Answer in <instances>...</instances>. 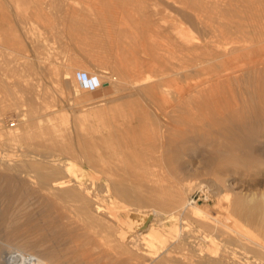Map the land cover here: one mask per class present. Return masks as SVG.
<instances>
[{
	"label": "bare ground",
	"instance_id": "6f19581e",
	"mask_svg": "<svg viewBox=\"0 0 264 264\" xmlns=\"http://www.w3.org/2000/svg\"><path fill=\"white\" fill-rule=\"evenodd\" d=\"M59 2L54 10L63 8L61 20L47 29L53 36L63 34L71 43L63 47L61 61L56 59L61 56L59 50L46 47L43 34L28 45L22 40L9 44L0 38V81L16 71L10 69L12 64L7 65L9 57L5 56L10 51L6 54L3 48L8 45L24 57L15 75L20 89L12 84L13 89L5 79V83L0 82L5 95L0 100V114L13 106H25L30 116L26 122L22 120V129L0 139V146L8 152L22 148L19 155L0 151L4 154L0 156V264H264V238L232 220L229 205L221 206L225 211L216 214L213 209L208 211V205V210L191 205L184 197L185 186L163 175L161 167L154 170L176 138L166 141L164 133L177 126L180 118L181 123L189 124L193 111L204 118H220L222 111L230 118H239L236 95L216 87L229 82L236 71L234 63L243 57L252 73L259 70L256 36L250 37L259 23V11L252 9L259 0L246 1L252 17L248 24L238 20L235 30L206 27L195 11L179 8L182 3L177 0ZM41 3L36 4V13L23 16L16 10L23 35L29 17L41 24ZM161 6L176 8L172 12L187 28L176 30L171 37L162 36L157 25L162 19ZM226 14L218 11V15ZM116 16L120 18L116 20ZM95 48L102 51L95 52ZM40 75L56 84L70 104L82 97L84 109L78 106L76 114L70 115L73 121L57 120L63 112L51 105V92L48 95ZM16 89L21 94L18 99L14 98ZM258 97L264 105L263 96ZM150 122H155L156 128L145 132L149 129L145 124ZM164 122L172 125L165 127ZM177 130L172 132H180ZM186 131L184 127L180 133ZM140 165L141 172L136 169ZM198 186L216 199L220 197L217 181Z\"/></svg>",
	"mask_w": 264,
	"mask_h": 264
},
{
	"label": "rangeland",
	"instance_id": "374dc122",
	"mask_svg": "<svg viewBox=\"0 0 264 264\" xmlns=\"http://www.w3.org/2000/svg\"><path fill=\"white\" fill-rule=\"evenodd\" d=\"M19 1L21 4L20 7H18ZM28 1H27V3H25L26 2L25 0H0V38L4 39L6 37L7 39L6 38L4 40L2 39V41H5V42L9 41V44L10 43L11 44L12 43H14V44L19 43L22 40V42H21L22 44L28 45L29 42L32 41L34 37L39 36V34L41 36L45 35L44 40H46V42L44 41V44L46 45L47 48H48V46H50L52 48V51H55V52L57 51V53H58V50H59V53H60L59 55H61V56L60 57L56 56V59L58 61H61L60 59H62V57L64 58V55L62 53V51L64 52L63 47L65 48L66 47L65 45H67V44L70 45L71 43L68 42V40H66V38L63 36V34H60V35L56 34L57 36L54 35L55 38L57 39V41H54L55 40V38L53 36L54 32L50 33V31H48V29H47L48 26L51 27V25L57 24L58 21L61 20L63 8L61 10H59V8L54 10L55 8L58 7V5L61 2H59V0L58 1L53 0V3L55 1L57 4H56V6L54 5L53 7H51V10H50L49 5L52 6V4H53L52 0H50L51 1L50 3H49V0H45V1L44 0H41V1L40 0H32V1L28 0ZM177 1H180L182 3V4L178 5L179 8L185 9V10L190 11V12L195 11L198 14V16L205 21V22H203V25H205L206 27L219 28L220 30H222L224 28H228V27H230L232 30H235V28L237 27L236 23L240 19H244L246 24H248L247 21L250 19V17H252L251 13L253 11L258 10L259 15H260L259 17L261 19L259 17H256V20H257V23L259 22V23H261V25L259 23H258V25L257 24H255V25H256V27H257L256 29L258 30L259 33L256 30L254 33H252V35H250V37L252 36V38H253V36L254 37L256 36L253 39H255V41H256L255 43H257L259 50H257V52H256L257 54L255 55V58L260 60L262 66H261V64L258 66L260 71L258 70V72L252 73V71L249 68H247L248 67L247 58L243 57L240 61H237L236 63H234L233 67L235 68L236 71L234 74H232L233 76L231 75L229 82L225 83L224 86L220 85V86L216 87V89H218L219 91L230 90L236 95V97L238 98V105L240 104L239 116H238L239 118L238 119L230 118L229 113L228 112L224 113V111H222L223 116L221 115L220 118H219V116L214 118L213 116L211 117L210 115H208V116L206 115L204 118L198 112L193 111V113H195V114L193 115V119L189 122V124L181 123L180 121H183L181 118L179 121L180 123L178 122L179 124L177 123V126L176 125L173 126L172 124H170L171 120L169 121L170 123L164 122L163 123L164 126L167 124L165 127L172 125V126H170V128L168 127L169 128L168 131H166V133H164L165 134L164 136L166 137L165 140L168 141V139H173L175 136L176 138L173 139V142H175V143L173 144V142H172V144H170V146H168L169 148L166 150L168 153H166V156L162 160V162H159V163H161V165L158 163L159 166L155 167L154 170L155 169L159 170L158 168L161 167V172L165 173V174L163 173V175H165L171 181L176 182L181 186H185L186 190H185L184 197H185V200L187 201V203H189L191 205H194L196 203L197 206H200L202 208H206L208 205L207 208H209V210L207 208H206V210H208L210 213L213 212L214 214L223 210V207L225 206V204L227 207L229 205L228 213L230 215H231V213H232V215H234V216L231 215L232 220H235V221L239 222L240 224L247 226L252 231H254V233L256 232V234H258L260 237L264 238V233H263V231H264V110H263L264 105L259 103V99H258L259 95L263 96V99H264V67H263L264 66L263 65V63H264V36H263V34H264V24H263L264 23V21H263L264 9H262V8H264V6H263L264 1L259 0V2H258V0H257L258 4L255 5V9L252 8L253 11H252L251 7H249L248 4L246 3L247 0H177ZM254 1H256V0H254ZM43 2L45 4L44 6H42ZM35 3L38 5H40L39 3H41L40 8L42 11V13H41V17L43 18L42 22H41V24H40V22L37 23V22H35V20L37 21V19L34 18V21H33V18L29 17V23L30 24H28L26 27L27 28L26 35H23L20 32V29H18L17 18H16L17 15L16 14L20 13L24 16L25 14H29V12L30 13H36L38 8H36ZM261 3L263 5H261ZM25 4H27L26 7H25ZM46 4L49 6V8H47V9L45 8ZM199 4H201V5H199ZM210 4H211V6H210ZM213 4L216 5L217 7L214 8ZM22 6H23V9L24 8L25 9L27 8V9L22 10ZM48 6H46V7H48ZM18 8H20V10ZM43 9L45 12L43 11ZM160 9H162L163 14L161 15V18H162L161 21L158 22L157 25H159V28L161 29L162 36L171 37L176 30L187 28V26H188L187 24L179 23V18L174 13L176 8H174V10H170V9H163V6H161ZM16 10H17V13H16ZM30 10H32L33 12ZM48 10H49V12H47ZM22 11L23 12L25 11V12L23 13ZM172 11H174V12H172ZM218 11L226 12L227 14L224 16L218 15ZM261 12H262V14H261ZM132 13H133V11H132ZM55 15H57L56 17L59 19L56 20ZM116 17H115L116 20H118L120 18L119 16H116ZM212 20H220L222 23H214V22H211ZM31 21H32V23H31ZM226 21H231L232 23L229 22L230 24H227ZM48 22L50 24H47ZM44 25H45V27H44ZM42 27H43V30H42ZM113 27L117 28L116 23H115V25H113ZM36 28H38V30H36ZM137 29H141V28H137ZM44 31H45V33H44ZM261 32H262V34H261ZM28 34H29V37H28ZM18 36H20V39ZM60 36H61V38H60ZM11 38L12 39L15 38L17 42L11 41ZM1 39H0V44L3 43L1 41ZM159 42H160L159 44H161V43L163 44V41H159ZM101 44H106V41H102ZM60 45H62V46H60ZM7 46H5V48H3L5 50L4 52L6 54H9V51H10V55L5 56V58L9 57V58H7L6 62L8 63V61H9L10 63L7 65L9 66L12 64L13 66L11 65L10 69L15 68L16 71L13 73L12 72L9 73L8 70L6 72L4 71L7 76L9 73V76H11V77H9V76H8V78L3 77V76H6L5 73L3 72L4 75L2 76L3 77L2 79L3 80L5 79L4 80L5 82H10L9 84H11V85L12 84L16 85V80H17L16 76L18 74V65H19V63L24 61V57L21 58L20 55L18 53H16V50H13L14 51L13 52L11 50V48L10 47L7 48ZM59 47H61V48H59ZM1 49L2 48H0V50ZM6 49H10V50L6 51ZM113 49H116V48H113ZM94 50H95V52H98V51L101 52L102 51L99 48H95ZM115 51L116 50H113L114 53H115ZM43 53H44V51H43ZM12 55H15V57L13 58ZM16 55H17V57H16ZM16 58H17V61H16ZM8 59H10V60H8ZM18 59L20 62L18 61ZM5 60H3V61L5 62ZM12 60L15 63V65L13 64ZM16 63H17V65H16ZM4 65H5V63L3 64V67H4ZM7 65H5V66L8 67ZM5 69H7V68H5ZM261 73L263 75H261ZM253 75H254V77H253ZM13 76H14V81H12ZM258 76L260 79H258ZM38 78L41 80L40 82L44 86H45V84L47 85L46 89H48V91H47L48 95L51 92L50 100H49L50 103H52L51 100L53 101V103L51 105L52 106L56 105L54 108L57 110L60 109L63 112L62 118L59 117L57 120L63 121V122L73 121V119H72L73 115L76 114L78 109H80L79 107H81V108L83 107L82 106L83 104L80 103L83 100L82 97L80 99L79 98L80 95H78L77 98H79V99H78V101H76L77 103L74 101V102H71V104H70L68 98H64L65 95L61 96V94H59V92L57 90L58 87L56 84L49 82L48 78H45L42 75H40ZM3 80H1L0 82L5 83ZM94 81L96 82V80H94ZM260 83H262V84H260ZM6 84H8V83H6ZM234 84H236V85H234ZM15 85L14 86L12 85V88L14 87L13 89H15ZM16 86H17V89L18 88L20 89V84H19V86H18V84ZM229 86H231V88ZM258 86H259V89H258ZM261 86H262V88H261ZM55 87H56V90H54ZM226 87H227V89H226ZM214 89H215V87H214ZM257 89H258V91H257ZM16 90H14V98L18 99V98H20L21 94H20V90H17V93L15 92ZM260 90L263 92V94H261L262 92ZM0 91H1L0 92V100H2L1 97L4 99L5 95L2 92L4 90L2 89L1 86H0ZM238 95H239V97H238ZM17 96H18V98H16ZM241 97H242V100H241ZM55 101H56V103H54ZM137 104H139V103H137ZM74 105L76 106V109H75ZM136 105H131V106L134 107ZM241 106H243V107H241ZM21 107L13 106V107H10L8 109H5L3 111V113L0 114V115H3V116H0V122H1L0 123V139L4 138L5 134H8L9 132H17V130H19L20 128L22 129L23 121L26 122L27 118L30 117L27 113L28 111H27L26 107L25 106H21ZM82 109H84V108H82ZM242 109L245 111L242 112ZM50 110H52V109H50ZM64 111H65V114H64ZM240 112H242V115ZM25 113H26V115H25ZM240 115H241V117H240ZM66 117H68V118H66ZM210 117L212 120L214 118V120H213L214 122L212 120H210ZM217 118H219V119L217 120ZM221 118H223V119H221ZM223 120H224V122H223ZM206 121L207 122L212 121L213 123L211 122L210 124H208L211 126H208L206 124L207 123ZM218 121H219V123H218ZM195 122H197V124ZM202 122L204 124V125L202 124L203 126L201 124H199ZM154 123L155 122H153V123L150 122L149 124H145L146 125L145 129H147L149 127V129L145 130V132L146 131L148 132L151 129L156 128V126H155L156 123H155V125H154ZM193 123H195L196 125L195 124L193 125ZM216 123H218V124H216ZM168 124H170V125H168ZM183 125H185V126H183ZM191 125H192V127H191ZM213 126H216V127H213ZM165 127H164V129H165ZM171 127H174V128H171ZM184 127L187 128L186 132H188V133H186V134H188V135L180 133L182 128H184ZM179 128H181V129H179ZM174 129H178L177 132L180 131V132H178L179 135H178V133L174 134V132H172ZM193 130H195V131H193ZM198 130H200V132H198ZM169 132L172 133V135L169 134ZM191 133H193V134H191ZM181 134L185 135L186 137L185 136L183 137ZM176 135L179 137V140H178ZM166 141H164V138H163V143L165 145L168 143ZM143 148H146V145ZM5 150H7V151H5ZM169 150H170V152H169ZM0 151L5 152L4 154L10 153L12 155L13 154L19 155L18 153L19 152L21 153L22 148H20V146H18L17 148H12L10 150V152H8V149L6 147L0 146ZM4 154L1 153L0 156H2ZM19 158H21V157H19ZM166 158H168L169 160ZM165 159H166V161H165ZM167 161H169V164ZM165 164H166V166H165ZM142 168H143V166L140 165L136 169L137 170L140 169L139 171L141 172ZM164 168L166 171L164 170ZM151 169L153 170V168H151ZM171 169H172V171H171ZM169 170H170V172H168ZM217 170L219 172H217ZM220 172H222V173L219 174ZM209 179L215 180V181H217L219 186L221 185L222 188L220 187V197H224V199L219 197L217 199H221V200L218 201L215 197L212 196L211 193L209 194L207 191H205L206 189L201 191V189L198 186L199 183L201 182V184H204L206 182H210L211 180L209 181ZM205 180H206V182H205ZM202 181H204V182H202ZM187 182H189V183H187ZM194 183H198V184H196L197 187H195L196 185ZM190 184L191 185L194 184V188L191 187ZM189 185L191 188L189 187ZM188 187H189V189H191L190 191H188ZM223 189H225V190H223ZM203 191L207 192L208 195H207V193H205ZM226 194H227V197H226ZM228 194H229V197H228ZM209 196H212V197L210 198ZM207 197L209 199H206ZM227 198H228V200H227ZM216 203H217V205H216ZM205 205H206V207H205ZM221 206H223V207H221ZM216 209H218V210H216ZM210 210H212V212ZM223 211H225V210H223Z\"/></svg>",
	"mask_w": 264,
	"mask_h": 264
}]
</instances>
